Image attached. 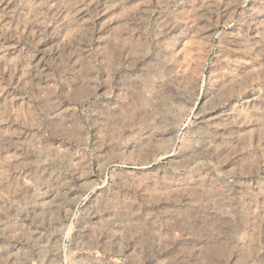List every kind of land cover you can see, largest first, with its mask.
<instances>
[{
    "label": "rangeland",
    "instance_id": "374dc122",
    "mask_svg": "<svg viewBox=\"0 0 264 264\" xmlns=\"http://www.w3.org/2000/svg\"><path fill=\"white\" fill-rule=\"evenodd\" d=\"M0 264H264V0H0Z\"/></svg>",
    "mask_w": 264,
    "mask_h": 264
}]
</instances>
